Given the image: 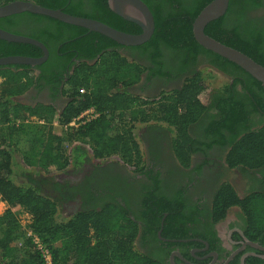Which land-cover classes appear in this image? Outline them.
Masks as SVG:
<instances>
[{
    "label": "trees",
    "instance_id": "1",
    "mask_svg": "<svg viewBox=\"0 0 264 264\" xmlns=\"http://www.w3.org/2000/svg\"><path fill=\"white\" fill-rule=\"evenodd\" d=\"M13 1H32L71 16L99 21L127 34L141 33L138 26L114 14L107 0H0V6ZM141 1L153 16L154 31L149 41L127 49L146 56L151 65L149 74L166 77L173 72L162 64L164 50L179 60L181 72L189 64H196L201 56L209 65L232 76L254 98L255 110L264 117L261 83L239 66L201 47L193 37V21L212 0ZM262 5L263 0H229L225 14L208 23L204 33L264 67V16L249 17L250 12ZM0 29L35 39L49 52L47 60L39 66H0V200L7 205L0 215V264H45L41 248L21 229L16 209L30 216L26 229L38 237L52 264H156L157 260L135 248V235L126 231L129 220L111 205L106 204L98 211L82 209L68 219H59L65 200L62 192L69 189V183L60 184L55 175L87 160L113 157L143 169V152L133 128L136 123L148 120L163 121L169 126L175 136L173 151L187 165L191 150L187 128L211 109L200 98L211 90L204 72L192 71L183 85L165 94L162 101H144L130 89L148 68L122 56L118 51L122 45L115 41L31 13L0 19ZM70 50L82 53L81 58L99 56V59L93 67L81 63L59 91L61 73L50 66L61 60V55L69 58ZM42 55L36 46L0 40V58ZM33 84L49 86L53 95L66 97L68 103L62 112L52 106L31 107L19 102L17 97ZM229 92L227 97L218 94L216 109L220 120L209 121L207 132L218 138L215 139L218 144H224V132L230 135L226 158L229 166L264 169V119L259 128H244V105ZM88 109H93L97 117L69 126ZM54 124L64 128L63 131L55 133ZM232 206L242 212L245 236L264 246V192H253L239 199L229 184H223L213 199V224L221 221ZM177 238L185 237L178 234ZM246 264L264 261L251 260Z\"/></svg>",
    "mask_w": 264,
    "mask_h": 264
},
{
    "label": "flooded vegetation",
    "instance_id": "2",
    "mask_svg": "<svg viewBox=\"0 0 264 264\" xmlns=\"http://www.w3.org/2000/svg\"><path fill=\"white\" fill-rule=\"evenodd\" d=\"M262 16L264 0L262 7L249 13L252 18ZM127 47L118 48L121 55L133 58L148 68L130 89L141 100L162 101L165 94L179 89L192 71L202 69L224 77L227 83L223 87H210V91L203 93L204 104L211 109L187 128L188 141L191 142L187 165L184 166L175 155V136L166 123L159 120L136 123L144 168L137 169L113 157L87 160L81 166L69 167L65 172L56 174L60 184L64 181L69 183V189L62 192L65 200L61 205L62 212L67 216L60 215L61 219H68L82 209L98 211L106 204L111 205L129 220L126 231L135 235V248L157 260L156 264H246L251 260L264 261V252L247 244L250 242L264 249L259 242L250 241L245 236L239 207H230L225 217L215 224L211 217L214 196L223 184H229L239 199L253 192H264V169L229 166L226 158L231 145L230 135L224 132V144H218L215 140L218 138L207 132L209 121L220 120L216 109L218 94L227 97L229 91L233 93L234 100L244 105V128H259L264 117L255 110L252 104L254 98L244 92L232 76L209 65L201 56L196 64H189L181 72L179 60L164 50L162 64L167 71L173 72L161 77L149 74L151 65L146 56H139ZM69 52V58L61 55L63 58L50 66V69L61 73L59 91L81 63L93 67L99 59V56L81 58L82 53L75 50ZM35 74L38 75L39 71ZM38 86L33 84L17 100L31 107L38 104L52 106L61 113L68 99L61 94L53 95L49 86ZM254 91L259 89L254 88ZM178 234L185 238L178 239Z\"/></svg>",
    "mask_w": 264,
    "mask_h": 264
},
{
    "label": "water",
    "instance_id": "3",
    "mask_svg": "<svg viewBox=\"0 0 264 264\" xmlns=\"http://www.w3.org/2000/svg\"><path fill=\"white\" fill-rule=\"evenodd\" d=\"M109 9L123 20L133 23L141 30L140 34L132 35L115 30L99 21L71 16L61 10L42 7L32 1H13L0 6V19L22 13L46 16L65 24L77 26L89 32L99 33L122 46H140L151 38L154 31L153 16L148 7L141 0H107ZM229 0H212L197 15L192 23V33L195 41L204 49L234 63L248 73L264 87V67L257 64L245 54L225 46L204 33L206 25L222 17ZM0 40L13 43L29 44L38 47L43 55L39 58L11 56L0 58V66L30 65L32 67L43 64L48 58L46 47L39 41L20 35H15L0 29ZM264 252V249L248 242ZM243 264V262H242Z\"/></svg>",
    "mask_w": 264,
    "mask_h": 264
},
{
    "label": "rangeland",
    "instance_id": "4",
    "mask_svg": "<svg viewBox=\"0 0 264 264\" xmlns=\"http://www.w3.org/2000/svg\"><path fill=\"white\" fill-rule=\"evenodd\" d=\"M202 71L204 72V75L207 77V83H208L209 87H212V88L223 87V85H225L227 83V79H225L224 77L223 78L218 77V74H216L215 72H213L209 69H207V70L202 69ZM0 82H1V79H0ZM200 98L203 102L205 101L204 94H202L200 96ZM75 125H77V123ZM63 129L64 128H62L61 126L54 124L53 130L55 133H61L63 131ZM133 132L135 134L137 132L135 126L133 128ZM6 209H7V205L0 200V215H2ZM66 214L67 213L62 212V210H60L58 218L61 219L60 215L63 217V216H67ZM15 215H16L18 221L20 222L21 229L25 230L27 228V226L30 224V216L21 209H16Z\"/></svg>",
    "mask_w": 264,
    "mask_h": 264
},
{
    "label": "built area",
    "instance_id": "5",
    "mask_svg": "<svg viewBox=\"0 0 264 264\" xmlns=\"http://www.w3.org/2000/svg\"><path fill=\"white\" fill-rule=\"evenodd\" d=\"M86 111L87 112L81 113L76 119H74L70 125L76 126L75 125L76 123L78 125L79 123L87 122V121H90V120L94 119L95 117H97V114L95 113V111L93 109H89V111L88 110H86ZM119 162L123 163L122 161H119ZM24 231L26 232L27 237L32 238L33 244H35L37 247L41 248V250H42L41 252H42L43 258L45 260V264H52L50 254L48 253V251L46 249H44L41 246L40 241L38 240V237L36 235H34L31 231H28L27 229H25Z\"/></svg>",
    "mask_w": 264,
    "mask_h": 264
}]
</instances>
